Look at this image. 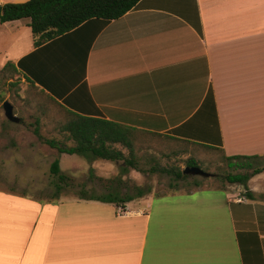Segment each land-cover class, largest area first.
I'll list each match as a JSON object with an SVG mask.
<instances>
[{"label": "crops", "instance_id": "1", "mask_svg": "<svg viewBox=\"0 0 264 264\" xmlns=\"http://www.w3.org/2000/svg\"><path fill=\"white\" fill-rule=\"evenodd\" d=\"M22 58L76 112L264 154V0H140L38 47L31 33ZM247 185L252 199L203 185L124 206L0 191V264H264V196Z\"/></svg>", "mask_w": 264, "mask_h": 264}, {"label": "rangeland", "instance_id": "2", "mask_svg": "<svg viewBox=\"0 0 264 264\" xmlns=\"http://www.w3.org/2000/svg\"><path fill=\"white\" fill-rule=\"evenodd\" d=\"M30 40L31 31L22 20L9 25L0 24V68L7 60H15ZM9 76L8 72H0V191L43 202L83 193L135 195L137 188L142 187L150 188V192L144 195L147 197L187 191L194 187L190 185L193 179L203 178L191 176L186 181L174 182L170 176L161 173V167L183 169L187 154L174 156L171 154L172 144L158 137L142 135L137 153L140 158L139 169L129 168L125 173L121 170V161L105 163L100 167L101 171L90 167V161L83 156L57 152L39 138L34 129L38 125L43 138L60 139L64 145H72L58 128L64 120V110L44 93L29 87L24 80L16 82V75L11 79ZM6 100L13 105V112L19 117L18 122L5 117L2 105ZM197 156L201 163L199 167L215 175L206 178L204 185L232 187L239 189V194H245L241 185L222 182L218 178L230 171L220 152L203 150ZM56 157L60 161L61 172L67 176L66 183L62 184L63 188L59 192L54 186L56 176L50 172L51 162ZM245 171L236 169L234 172ZM248 181L252 189L260 190L258 192L261 193L257 192L256 195L264 196V171L253 175Z\"/></svg>", "mask_w": 264, "mask_h": 264}, {"label": "trees", "instance_id": "3", "mask_svg": "<svg viewBox=\"0 0 264 264\" xmlns=\"http://www.w3.org/2000/svg\"><path fill=\"white\" fill-rule=\"evenodd\" d=\"M139 2L140 0H26L24 2H7L0 4V24L21 19L26 20L27 26L31 29L33 44L35 47H38L86 22L92 20L105 22L117 19L136 8ZM23 67V58L17 62L8 60L0 68V72H8L10 75L9 79L16 75V82L24 80L29 87L39 90L40 93H44L64 110V120L59 124L58 128L61 133L65 134L66 140L72 142V145H64L60 139L43 138L39 133L38 125L34 129L35 134L51 148L57 150V152L70 155L77 154L83 156L88 161L96 159L114 162L121 161V170L125 173L129 168L139 169L138 161L140 158L137 153L142 135L146 137H158L167 140L168 144H172L173 149L171 150V154L174 156L187 154L184 160L185 166H199L201 163L197 158V154L203 150L214 153L220 152L224 164L230 169L225 176H218L220 181L241 185L245 189L244 195L248 199L253 198V194L248 189L247 183L253 175L264 171V154L226 155L221 148V142L215 144L217 145L216 148H211L210 145L202 142L143 131L100 116L76 112L68 108L64 103L56 100L55 97L47 93L43 88H40L34 79L23 70ZM177 131L179 130H175V132ZM152 169V171H155V168ZM236 169L246 171L234 172ZM159 171L170 176L174 182L186 181L192 176L184 174L180 167H161ZM50 172L56 176L57 180L54 186L56 191L59 192L63 188L62 184L66 183L65 179H67V176L61 172L58 157L51 162ZM205 179H193L190 185H193V188L203 186ZM214 187L222 188L219 185ZM149 192L150 188L144 189L138 187L135 195L128 194L121 196L110 192L108 194L91 196L89 199L124 206L135 197L144 196ZM84 194L87 195L86 193ZM163 194L166 193L155 195L159 196Z\"/></svg>", "mask_w": 264, "mask_h": 264}, {"label": "water", "instance_id": "4", "mask_svg": "<svg viewBox=\"0 0 264 264\" xmlns=\"http://www.w3.org/2000/svg\"><path fill=\"white\" fill-rule=\"evenodd\" d=\"M2 107H3L4 115L8 120H10L12 122H18L19 121V117L14 114L13 105L9 101H7V100L4 101ZM182 172L184 174H189L192 176H200L203 178H208V177L214 176L213 173L208 172L206 170H203L202 168H200L199 166H196V165L185 166L182 169Z\"/></svg>", "mask_w": 264, "mask_h": 264}]
</instances>
